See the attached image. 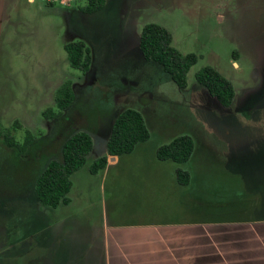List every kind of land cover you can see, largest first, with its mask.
Segmentation results:
<instances>
[{
	"label": "rangeland",
	"instance_id": "374dc122",
	"mask_svg": "<svg viewBox=\"0 0 264 264\" xmlns=\"http://www.w3.org/2000/svg\"><path fill=\"white\" fill-rule=\"evenodd\" d=\"M85 5L0 0V124L20 125L11 130L19 145L26 132L32 136L23 152L0 143V264H52L58 251L64 264H90L103 251L107 225L154 220L147 212L178 206L172 167L190 175L182 193L189 219H264V0H107L93 15L82 12ZM150 23L197 57L184 90L142 58L139 37ZM77 42L90 51L86 72L67 61L64 46ZM207 66L232 83L229 107L197 84L195 74ZM66 81L75 99L60 112L54 99ZM125 109L142 114L148 141L91 174ZM76 131L90 135L93 149L72 176L68 205L43 206L35 182ZM180 136L193 141L189 161L160 165L157 149Z\"/></svg>",
	"mask_w": 264,
	"mask_h": 264
},
{
	"label": "trees",
	"instance_id": "16d2710c",
	"mask_svg": "<svg viewBox=\"0 0 264 264\" xmlns=\"http://www.w3.org/2000/svg\"><path fill=\"white\" fill-rule=\"evenodd\" d=\"M85 1L86 5L82 12L86 15L100 12L107 3V0ZM171 41V35L165 28L150 23L142 28L138 47L145 61L158 65L166 79L171 80L179 90H184L187 84V74L190 68L196 64L197 57L191 53L182 54L171 45ZM64 50L72 69L83 72L88 71L91 64V55L89 49L83 43L66 44ZM195 79L197 84L204 88L219 105L229 107L232 104L235 97L233 85L217 70L209 66L203 67L195 74ZM74 99L71 83L66 81L57 89L54 103L57 109L62 112L72 105ZM51 113V109H47L43 112V116L45 118L49 117ZM19 127L20 125L17 122L12 124L11 129H4L0 124V143L8 149L23 152L30 145L32 136L29 132H26L24 143L22 145L17 144L11 135V130ZM148 139L149 131L142 114L133 109H125L113 122L106 142V155L96 159L90 166L89 172L95 174L103 170L108 163V158L130 154L137 145L147 142ZM92 149V139L86 132L76 131L66 136L60 148L59 158L50 161L35 182L34 194L41 205L52 209L60 205H68V194L72 188V176L85 165L86 158ZM193 152L194 144L191 137L180 136L159 147L156 151V158L159 161H171L180 165L187 163ZM176 176L179 185L186 186L189 184L190 175L187 171L177 169ZM237 219H248L246 221L264 220L256 217H239ZM102 253L103 251L100 250L96 259L90 260V264H105ZM51 261L52 264L65 263L62 257L59 256V251L55 254V257H52ZM24 263L25 260L21 258L6 261V264ZM37 264H42V262H37Z\"/></svg>",
	"mask_w": 264,
	"mask_h": 264
},
{
	"label": "crops",
	"instance_id": "0c3cea01",
	"mask_svg": "<svg viewBox=\"0 0 264 264\" xmlns=\"http://www.w3.org/2000/svg\"><path fill=\"white\" fill-rule=\"evenodd\" d=\"M116 162L109 160L102 171ZM176 171L171 168L169 180L178 206L147 212L154 220L107 225L101 241L105 264H264V220L189 219L192 209Z\"/></svg>",
	"mask_w": 264,
	"mask_h": 264
},
{
	"label": "flooded vegetation",
	"instance_id": "af4514ba",
	"mask_svg": "<svg viewBox=\"0 0 264 264\" xmlns=\"http://www.w3.org/2000/svg\"><path fill=\"white\" fill-rule=\"evenodd\" d=\"M107 4V3H106ZM106 6V5H105Z\"/></svg>",
	"mask_w": 264,
	"mask_h": 264
},
{
	"label": "water",
	"instance_id": "95a60500",
	"mask_svg": "<svg viewBox=\"0 0 264 264\" xmlns=\"http://www.w3.org/2000/svg\"><path fill=\"white\" fill-rule=\"evenodd\" d=\"M112 158V157H111Z\"/></svg>",
	"mask_w": 264,
	"mask_h": 264
}]
</instances>
